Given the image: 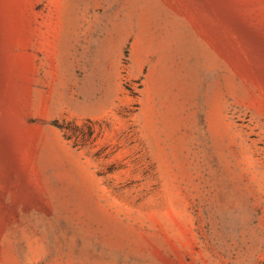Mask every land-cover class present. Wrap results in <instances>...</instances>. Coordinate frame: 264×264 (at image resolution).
I'll return each instance as SVG.
<instances>
[{
  "label": "rangeland",
  "instance_id": "obj_1",
  "mask_svg": "<svg viewBox=\"0 0 264 264\" xmlns=\"http://www.w3.org/2000/svg\"><path fill=\"white\" fill-rule=\"evenodd\" d=\"M0 264H264V0H0Z\"/></svg>",
  "mask_w": 264,
  "mask_h": 264
},
{
  "label": "trees",
  "instance_id": "obj_2",
  "mask_svg": "<svg viewBox=\"0 0 264 264\" xmlns=\"http://www.w3.org/2000/svg\"><path fill=\"white\" fill-rule=\"evenodd\" d=\"M52 123L60 127L62 130H64V133L68 138L74 137L76 141H79L76 129L73 127H70L72 124L71 121L59 123L57 120H54L52 121Z\"/></svg>",
  "mask_w": 264,
  "mask_h": 264
}]
</instances>
